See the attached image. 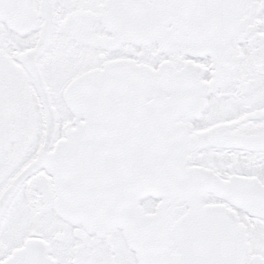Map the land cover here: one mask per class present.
<instances>
[{"label":"snow or ice","instance_id":"snow-or-ice-1","mask_svg":"<svg viewBox=\"0 0 264 264\" xmlns=\"http://www.w3.org/2000/svg\"><path fill=\"white\" fill-rule=\"evenodd\" d=\"M0 264H264V0H0Z\"/></svg>","mask_w":264,"mask_h":264}]
</instances>
